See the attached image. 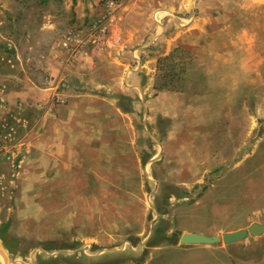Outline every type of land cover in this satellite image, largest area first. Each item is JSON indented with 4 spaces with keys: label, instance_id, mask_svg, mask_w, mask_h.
Returning a JSON list of instances; mask_svg holds the SVG:
<instances>
[{
    "label": "rangeland",
    "instance_id": "obj_1",
    "mask_svg": "<svg viewBox=\"0 0 264 264\" xmlns=\"http://www.w3.org/2000/svg\"><path fill=\"white\" fill-rule=\"evenodd\" d=\"M109 1L0 0V76L49 90L3 125L0 228L15 229L0 264H241L179 239L264 223V0ZM122 8L152 22L116 48ZM47 112L74 125L76 161L34 177L22 165L41 151L24 134Z\"/></svg>",
    "mask_w": 264,
    "mask_h": 264
},
{
    "label": "crops",
    "instance_id": "obj_2",
    "mask_svg": "<svg viewBox=\"0 0 264 264\" xmlns=\"http://www.w3.org/2000/svg\"><path fill=\"white\" fill-rule=\"evenodd\" d=\"M88 5L92 7L93 4L92 2H89ZM76 7L79 9L81 7V2H79L76 5ZM124 10H125L124 8L121 9L117 19L112 25L114 33L111 35V37H113L114 35L119 36L118 39L115 40L116 42H114L116 48L120 47L121 44L123 47H125L127 44V43L125 44V38L127 37H129L130 40H134V38L144 37L148 31L146 29V26H144V21L152 22L149 19V17L145 15H143V18L140 17L139 15H132V14L125 15L126 11ZM81 56L82 55H80L79 57ZM82 60L86 61V58L81 57L79 61ZM116 62H118L120 65L126 64V63H122V61H119L117 59ZM57 63L59 64V62ZM99 67L100 66L96 65L94 66L93 70L94 69L98 70ZM87 71L77 69L73 72V74L76 75V73L78 74L81 73L82 74L81 79L84 80L85 77H83V75H87L86 74ZM3 73L4 72L2 71L0 72V74ZM30 82L29 80H26V84L28 86L26 85V88H24L22 87L23 84L21 85L19 82L12 81V79L10 78H6V77L2 78V76H0V137L4 135L3 125L6 119L9 118L12 119L14 117H16L17 119L18 115L10 117L9 111L12 110L15 111L18 105L21 103L29 104L32 106L33 104L39 101L44 102V100H46L49 97V90H47L46 88L33 87ZM2 86H4V89H2ZM68 94L74 97L71 99L70 102V106L72 108L71 110H73L75 104H77L78 102L77 98H75L77 93L76 91L71 90V94L70 93ZM29 116H31V114ZM44 121L45 123L42 128V132L39 133L38 136H35L34 130L28 133L26 132V134H24V136H27V140L29 141L31 147L33 148L31 150L41 151V155H40L41 157L39 159L33 156H29L22 165V167H24L25 170L26 168H29L28 174L30 173L34 177L40 175V173L38 172V168H40L41 166H43L44 170L47 169V167L50 168L53 166L61 169V166L67 167V165H70L71 162L76 161V158L74 157L73 144H70L69 142L70 140L69 134L70 135L73 134L74 125L67 126L66 124L63 127H59L58 125H60V121L62 122V116L61 115L55 116L50 114V112H47L45 114ZM48 121L49 123L47 125ZM50 121H52L53 125H50ZM15 126L18 128L17 124ZM17 128L14 132L11 131L10 133V136L14 134V139H17L18 137ZM4 145L5 144H1L0 142V183L4 181L7 182V180L9 179L8 172L10 170V166L6 162L7 160H5V156L3 157L1 153L2 147ZM23 175L24 173L22 174V172H20L19 177L21 178L23 177ZM6 198H7L6 191H4L2 185H0V215L3 213L4 199ZM0 223H2V221H0ZM7 223L2 224V228H0L2 229V232L6 233L5 235H0V241L2 242L5 249L6 247H8L5 240L6 235L7 233L9 235V233H11L15 229V225L11 226L9 224L7 225ZM217 244H219L220 247L224 249H227L229 247L233 248L234 254L237 255V258L242 261L241 264H264V238H260V239L246 238V240H244L243 243L237 241L230 244H224V243H217ZM183 245H190V244H183ZM205 245H211V244H205Z\"/></svg>",
    "mask_w": 264,
    "mask_h": 264
},
{
    "label": "water",
    "instance_id": "obj_3",
    "mask_svg": "<svg viewBox=\"0 0 264 264\" xmlns=\"http://www.w3.org/2000/svg\"><path fill=\"white\" fill-rule=\"evenodd\" d=\"M261 234H264V223L253 222L249 225L248 228L237 229L234 231H226L221 235H206L203 233H192L186 231L181 234L179 241L182 244H230L240 241L241 239H245L249 235L259 236ZM0 251L5 257L6 262L8 263L9 257L1 241Z\"/></svg>",
    "mask_w": 264,
    "mask_h": 264
},
{
    "label": "built area",
    "instance_id": "obj_4",
    "mask_svg": "<svg viewBox=\"0 0 264 264\" xmlns=\"http://www.w3.org/2000/svg\"><path fill=\"white\" fill-rule=\"evenodd\" d=\"M109 7H112L115 10L114 0L109 1ZM113 19H115V15L113 14V12L111 10L107 14H102L99 17H97L91 24L90 29L92 30V34H94L95 32H100L102 34H105L107 32V29H108L107 22L108 21L111 22ZM71 36H72V38H74L75 34H72ZM66 38L70 39V37H66ZM67 42L68 41L64 40L63 44L67 45Z\"/></svg>",
    "mask_w": 264,
    "mask_h": 264
},
{
    "label": "bare ground",
    "instance_id": "obj_5",
    "mask_svg": "<svg viewBox=\"0 0 264 264\" xmlns=\"http://www.w3.org/2000/svg\"><path fill=\"white\" fill-rule=\"evenodd\" d=\"M0 258H1L2 260H5V258H4L3 255L1 254V251H0ZM5 262H6V260H5Z\"/></svg>",
    "mask_w": 264,
    "mask_h": 264
}]
</instances>
